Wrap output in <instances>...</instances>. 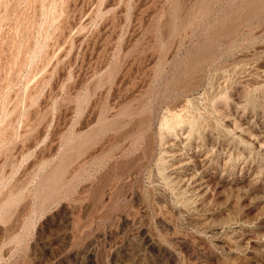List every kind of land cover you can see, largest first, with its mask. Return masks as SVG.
I'll use <instances>...</instances> for the list:
<instances>
[{"label":"rangeland","instance_id":"374dc122","mask_svg":"<svg viewBox=\"0 0 264 264\" xmlns=\"http://www.w3.org/2000/svg\"><path fill=\"white\" fill-rule=\"evenodd\" d=\"M0 264H264V0H0Z\"/></svg>","mask_w":264,"mask_h":264}]
</instances>
